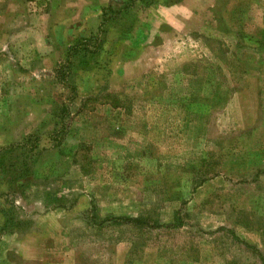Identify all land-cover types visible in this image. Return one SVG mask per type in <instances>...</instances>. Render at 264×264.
Returning <instances> with one entry per match:
<instances>
[{
  "label": "rangeland",
  "instance_id": "rangeland-1",
  "mask_svg": "<svg viewBox=\"0 0 264 264\" xmlns=\"http://www.w3.org/2000/svg\"><path fill=\"white\" fill-rule=\"evenodd\" d=\"M0 264H264V0H0Z\"/></svg>",
  "mask_w": 264,
  "mask_h": 264
},
{
  "label": "trees",
  "instance_id": "trees-1",
  "mask_svg": "<svg viewBox=\"0 0 264 264\" xmlns=\"http://www.w3.org/2000/svg\"><path fill=\"white\" fill-rule=\"evenodd\" d=\"M127 2H129V4H133L135 0H126ZM108 10H111V6H108ZM107 14L106 11L104 10V13L102 14V25H104L107 22ZM90 44L95 45L93 48V51L96 50L98 41L96 40V38H90V39H83L80 44H78L77 46H72L71 48H69L68 50V55H67V60H66V64L63 66V70H65V68L71 66V64H73V61L76 56H84L85 54H91V49H90ZM62 73V72H60ZM61 78H63V76H60ZM32 136H28L24 142L19 143L17 145L14 146V148L16 150H27V148H29L30 152H34L35 149L38 148V141H39V137H35L34 141L31 142L32 140ZM31 144V146L28 147V145Z\"/></svg>",
  "mask_w": 264,
  "mask_h": 264
}]
</instances>
